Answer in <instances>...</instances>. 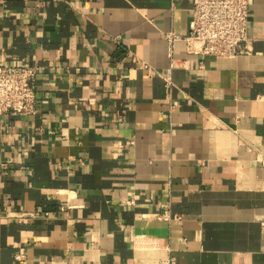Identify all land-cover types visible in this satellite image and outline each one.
<instances>
[{
	"label": "crops",
	"instance_id": "crops-1",
	"mask_svg": "<svg viewBox=\"0 0 264 264\" xmlns=\"http://www.w3.org/2000/svg\"><path fill=\"white\" fill-rule=\"evenodd\" d=\"M194 1L0 0V64L37 68L0 115V264H264V0L249 52L178 40L167 86Z\"/></svg>",
	"mask_w": 264,
	"mask_h": 264
},
{
	"label": "built area",
	"instance_id": "built-area-1",
	"mask_svg": "<svg viewBox=\"0 0 264 264\" xmlns=\"http://www.w3.org/2000/svg\"><path fill=\"white\" fill-rule=\"evenodd\" d=\"M177 0H171L174 6ZM251 0H195L185 35L173 30L164 33L170 65L164 74L167 86L172 84L170 71L176 65L172 57L175 42L183 40L188 53L235 57L250 51L248 26ZM143 68L149 69L146 63ZM37 68L24 64H0V115H27L36 110L35 80ZM264 165V156L258 157ZM168 219V212L162 214ZM264 226V225H263ZM21 255L17 254L16 258ZM158 264H175L169 255Z\"/></svg>",
	"mask_w": 264,
	"mask_h": 264
}]
</instances>
